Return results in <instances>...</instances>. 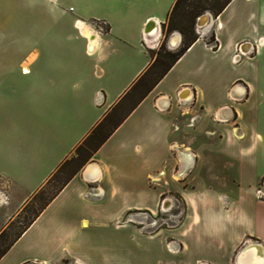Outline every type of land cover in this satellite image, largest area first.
I'll return each mask as SVG.
<instances>
[{
	"label": "crops",
	"instance_id": "0c3cea01",
	"mask_svg": "<svg viewBox=\"0 0 264 264\" xmlns=\"http://www.w3.org/2000/svg\"><path fill=\"white\" fill-rule=\"evenodd\" d=\"M175 1L80 0L97 10L92 21L74 18V33L0 34V233L151 65ZM205 15L197 38L21 228L0 264H264V202L254 192L264 177V0H228ZM181 42L172 32L168 47ZM245 42L247 55L233 63ZM256 95V109L243 114ZM205 152L217 159L208 168L234 180L230 194L204 182L181 193L177 226L154 239L137 232L125 217L157 208L153 174L178 160L181 171L199 170ZM137 248L145 250L138 261Z\"/></svg>",
	"mask_w": 264,
	"mask_h": 264
},
{
	"label": "rangeland",
	"instance_id": "374dc122",
	"mask_svg": "<svg viewBox=\"0 0 264 264\" xmlns=\"http://www.w3.org/2000/svg\"><path fill=\"white\" fill-rule=\"evenodd\" d=\"M225 0H179L175 9L171 12L165 29L163 30V38L158 47L153 51L152 56L157 59L154 65L145 73L140 83L124 98L110 113L108 118L102 124L96 136L87 142H82L77 146L69 157L65 160L62 166L50 177L43 188L37 192L27 204L19 211L17 216L13 218L9 227L0 233V250L5 248L21 228L27 224L38 212V210L46 203V201L64 184V182L76 171L80 166H83L88 158L91 150L97 145L100 138L127 114L130 108L139 100L142 94L148 89L159 74L169 63L168 57H163L165 52L173 53L177 49L168 47L169 36L172 32H178L183 38V34L188 37L190 31L195 32L197 27V18L201 14H213ZM53 0H0V34L10 35H49V34H67L76 32L69 24L74 18H82L92 21L95 18V4L81 6L80 0H59L57 3ZM71 6V11L68 7ZM93 10V11H91ZM97 10V9H96ZM195 20V23H194ZM171 29L166 33L167 26ZM200 26V25H198ZM102 29V27H101ZM104 29V28H103ZM164 44V48L160 45ZM258 95L253 96L248 105L241 112L249 113L250 109H254L255 103L259 101ZM264 99V98H263ZM259 114H264V105L257 104ZM251 107V108H250ZM256 109V105H255ZM204 137H199L198 142H202ZM181 140L187 142L185 136ZM190 148V147H189ZM177 156V154L175 155ZM216 159V158H215ZM211 160V157L204 153L199 155L198 161L202 163L200 171L196 169L192 172V167L181 171L179 160L169 166L166 174L156 171L150 179L153 188V196L160 195L157 203V208L153 211L137 210L134 218L127 215L125 220L134 219L137 232L153 236L162 228H172L179 224L182 212L185 210V204L181 199V193L188 190L193 192V188H202L203 183L210 182V188L213 193L223 192L230 194L235 188L234 180L228 181L222 178V171L216 168H208V163L217 159ZM233 160H235L233 158ZM87 162V161H86ZM233 166V165H232ZM198 173L204 175L205 181L199 185L197 178ZM164 174V175H163ZM214 175V176H213ZM203 177V178H204ZM234 177V175H232ZM263 182V178L255 187H259ZM255 192V191H254ZM193 193H196L195 191ZM256 196V194H255ZM260 200V199H259ZM121 245V244H120ZM133 244L130 245L132 247ZM121 250V249H120ZM85 251L77 253L83 256ZM120 252H123L122 250ZM145 254L144 248H137L136 260L142 259ZM148 254V252L146 253ZM70 255V254H69ZM70 257V256H69ZM154 258V256H153Z\"/></svg>",
	"mask_w": 264,
	"mask_h": 264
},
{
	"label": "trees",
	"instance_id": "16d2710c",
	"mask_svg": "<svg viewBox=\"0 0 264 264\" xmlns=\"http://www.w3.org/2000/svg\"><path fill=\"white\" fill-rule=\"evenodd\" d=\"M179 0L175 1V4L173 6L172 11L175 9V7L177 6ZM228 0H225L223 2V4L214 12L217 13L219 12L224 4L227 2ZM166 25H163V30L165 29ZM172 28L169 27V25L167 26V30L166 33L170 32ZM197 38V34L195 32H191L190 31V36L186 37L183 34V38H182V42L180 47L173 53L170 52H165V54L163 55V57H168L170 59L169 63H167L166 67L163 69V71L159 74V76L155 79V81L152 83V85L146 89V91L142 94V96L139 98V100L130 108V110L127 112V114H125V116L123 118H121L117 123H115L114 125H112V127L106 132V134H104V136L102 138H100V140L98 141L97 145L91 150V153L89 154L88 158L85 160V162L92 156L93 152H95L99 146L112 134V132L121 124V122L124 120V118L128 115V113L136 106V104L151 90V88L154 86V84L165 74V72L171 67V65L183 54V52L191 45V43ZM161 48H164V44L162 43L160 45ZM154 50H150L149 54L150 56L153 58V61L151 63V65L147 68V70L145 72H143L137 79L136 81L131 85V87L125 91V93L119 98V100L117 101V103L112 107V109L101 119V121L91 130V132L88 134V136L83 140V142H87L90 141L91 139H93L96 134L98 133V131L100 130L102 124L104 123V121L108 118V116L110 115V113L114 110V108L122 101L124 100V98H126L130 92L132 90H134V88L140 83V81L142 80L143 76L145 75V73L154 65V63L156 62L157 59H155L152 54H153ZM80 145V144H79ZM78 145V146H79ZM65 162V161H64ZM63 162V163H64ZM84 162V163H85ZM62 163V164H63ZM62 164L60 165V167L62 166ZM83 165V164H82ZM59 167V168H60ZM58 168V169H59ZM81 168V166H80ZM78 168V170L80 169ZM57 169V170H58ZM76 170L65 182L64 184L78 171ZM63 184V185H64ZM62 185V186H63ZM61 186V187H62ZM60 187V188H61ZM60 188L52 195L54 196L59 190ZM52 196L50 198H52ZM50 198L46 201V203L38 210V212H40L44 206L47 204V202L50 200ZM38 212L36 214H38ZM35 214V215H36ZM12 243V241L3 249L0 250V257L7 251L8 246H10V244Z\"/></svg>",
	"mask_w": 264,
	"mask_h": 264
},
{
	"label": "built area",
	"instance_id": "2783aa9c",
	"mask_svg": "<svg viewBox=\"0 0 264 264\" xmlns=\"http://www.w3.org/2000/svg\"><path fill=\"white\" fill-rule=\"evenodd\" d=\"M197 23H198V21H197ZM198 25H199V24H197V27H202V26H198ZM246 43H248V42L241 43V44L237 47L236 51L234 52V54L232 55V58H231V60H232L233 63L238 62L239 59H240L241 57L247 55L248 51H245L244 49H242V45H243V44H246ZM208 44H209V46H211V47H215V46H216L215 39H211V40H209ZM250 48L253 49V46L250 45ZM255 194H256V197H257L258 199H260L261 201L264 202V177H263V182H262V184H261L259 187L256 188V190H255ZM0 197H2V199L6 200V197L3 196V194H1V193H0Z\"/></svg>",
	"mask_w": 264,
	"mask_h": 264
},
{
	"label": "bare ground",
	"instance_id": "6f19581e",
	"mask_svg": "<svg viewBox=\"0 0 264 264\" xmlns=\"http://www.w3.org/2000/svg\"><path fill=\"white\" fill-rule=\"evenodd\" d=\"M208 20H209L208 16L205 15L203 18L198 19V23L200 26H204ZM90 168H91V166L86 169V173L90 170ZM256 246H258V245H255L254 243H252V245L250 247H256ZM247 253L253 260L257 259V257L253 254V251L251 250V248L247 251Z\"/></svg>",
	"mask_w": 264,
	"mask_h": 264
},
{
	"label": "water",
	"instance_id": "95a60500",
	"mask_svg": "<svg viewBox=\"0 0 264 264\" xmlns=\"http://www.w3.org/2000/svg\"><path fill=\"white\" fill-rule=\"evenodd\" d=\"M204 16H205V14H201V15L197 18V21H198L199 18H203ZM152 28H153V27H152ZM149 29H150V28L147 27V28H146V31H149ZM150 30H151V29H150Z\"/></svg>",
	"mask_w": 264,
	"mask_h": 264
}]
</instances>
